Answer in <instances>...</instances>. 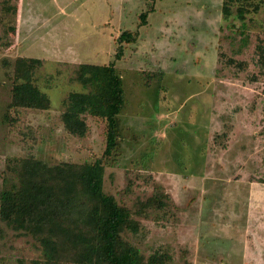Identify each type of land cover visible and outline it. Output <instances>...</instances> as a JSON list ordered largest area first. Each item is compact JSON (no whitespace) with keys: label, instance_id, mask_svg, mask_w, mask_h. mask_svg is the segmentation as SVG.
Segmentation results:
<instances>
[{"label":"rangeland","instance_id":"rangeland-1","mask_svg":"<svg viewBox=\"0 0 264 264\" xmlns=\"http://www.w3.org/2000/svg\"><path fill=\"white\" fill-rule=\"evenodd\" d=\"M122 32L133 39L118 47ZM257 46L264 0H0V193L14 182L7 166L22 158L51 166L100 157L104 121L83 115L78 137L60 114L67 95L84 90L79 64L112 65L124 103L103 192L132 212L163 195L162 209L134 213L137 231L121 238L145 258L168 255L167 264H264ZM16 58L39 61L33 84L46 111L12 106ZM36 246L0 220V264L40 260Z\"/></svg>","mask_w":264,"mask_h":264},{"label":"trees","instance_id":"trees-1","mask_svg":"<svg viewBox=\"0 0 264 264\" xmlns=\"http://www.w3.org/2000/svg\"><path fill=\"white\" fill-rule=\"evenodd\" d=\"M242 13L243 9H236L237 19H243ZM138 17L145 19L144 14ZM132 39L130 33H120L118 47ZM256 49L259 61L264 63V47ZM37 65L36 59L14 60L12 106L48 109L46 95L33 84ZM75 80L84 90L70 92L64 100L62 127L68 134L82 137L87 130L83 115L103 120V151L91 163L62 162L49 166L27 157L7 166L14 182L0 193V220L12 231L29 236L41 253L40 260H19L17 264H167L168 255L154 252L145 258L121 238L124 231H137L134 213L162 209L163 195L148 197L132 212L103 192L106 160L117 154L118 116L124 103L121 78L112 65L82 63L75 70Z\"/></svg>","mask_w":264,"mask_h":264}]
</instances>
